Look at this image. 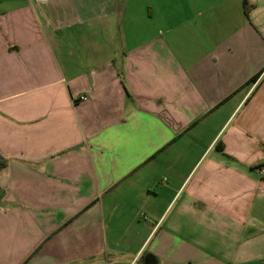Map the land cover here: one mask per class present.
Wrapping results in <instances>:
<instances>
[{"label":"crops","instance_id":"0c3cea01","mask_svg":"<svg viewBox=\"0 0 264 264\" xmlns=\"http://www.w3.org/2000/svg\"><path fill=\"white\" fill-rule=\"evenodd\" d=\"M262 166L264 0H0V264H264Z\"/></svg>","mask_w":264,"mask_h":264},{"label":"built area","instance_id":"2783aa9c","mask_svg":"<svg viewBox=\"0 0 264 264\" xmlns=\"http://www.w3.org/2000/svg\"><path fill=\"white\" fill-rule=\"evenodd\" d=\"M80 100L81 101H86L87 97L86 96H82V97H80ZM259 173H260V175H262L264 177V166L259 168Z\"/></svg>","mask_w":264,"mask_h":264},{"label":"trees","instance_id":"16d2710c","mask_svg":"<svg viewBox=\"0 0 264 264\" xmlns=\"http://www.w3.org/2000/svg\"><path fill=\"white\" fill-rule=\"evenodd\" d=\"M255 81H256V79H254L252 82H255ZM1 165H3V166H4V165H6V163L4 162V163H3V164H1Z\"/></svg>","mask_w":264,"mask_h":264}]
</instances>
